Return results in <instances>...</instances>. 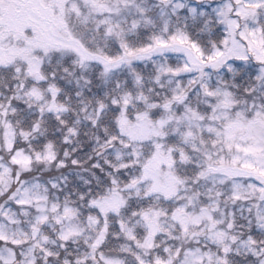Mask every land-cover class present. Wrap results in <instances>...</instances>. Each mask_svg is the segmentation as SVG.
<instances>
[{
  "label": "snow or ice",
  "instance_id": "snow-or-ice-1",
  "mask_svg": "<svg viewBox=\"0 0 264 264\" xmlns=\"http://www.w3.org/2000/svg\"><path fill=\"white\" fill-rule=\"evenodd\" d=\"M0 264H264V0H0Z\"/></svg>",
  "mask_w": 264,
  "mask_h": 264
}]
</instances>
